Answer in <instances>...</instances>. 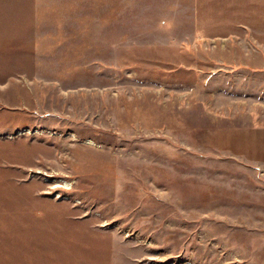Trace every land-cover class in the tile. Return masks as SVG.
Here are the masks:
<instances>
[{
  "label": "rangeland",
  "instance_id": "obj_1",
  "mask_svg": "<svg viewBox=\"0 0 264 264\" xmlns=\"http://www.w3.org/2000/svg\"><path fill=\"white\" fill-rule=\"evenodd\" d=\"M0 264H264V0H0Z\"/></svg>",
  "mask_w": 264,
  "mask_h": 264
}]
</instances>
